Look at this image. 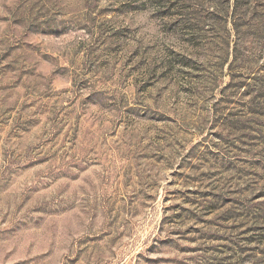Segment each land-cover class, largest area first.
<instances>
[{"label":"rangeland","instance_id":"rangeland-1","mask_svg":"<svg viewBox=\"0 0 264 264\" xmlns=\"http://www.w3.org/2000/svg\"><path fill=\"white\" fill-rule=\"evenodd\" d=\"M173 3L0 0V264H264V0Z\"/></svg>","mask_w":264,"mask_h":264},{"label":"trees","instance_id":"trees-1","mask_svg":"<svg viewBox=\"0 0 264 264\" xmlns=\"http://www.w3.org/2000/svg\"><path fill=\"white\" fill-rule=\"evenodd\" d=\"M185 1L188 0H175V3H173V9L174 12H180V18H176L173 20V24L178 27V29H182V31L189 32L190 36H196L198 35L203 29L204 26H201L202 21L199 19H195L194 17H191L189 14H185V10H182V5H186ZM234 4L237 5L239 2L244 0H233ZM248 1V0H247ZM187 6V5H186ZM168 7V6H167ZM176 7V8H175Z\"/></svg>","mask_w":264,"mask_h":264}]
</instances>
